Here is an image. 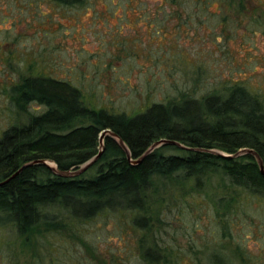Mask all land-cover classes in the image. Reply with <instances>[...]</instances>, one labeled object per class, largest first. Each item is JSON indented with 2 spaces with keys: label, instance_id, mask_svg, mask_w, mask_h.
Instances as JSON below:
<instances>
[{
  "label": "rangeland",
  "instance_id": "374dc122",
  "mask_svg": "<svg viewBox=\"0 0 264 264\" xmlns=\"http://www.w3.org/2000/svg\"><path fill=\"white\" fill-rule=\"evenodd\" d=\"M156 4L0 0V135L44 109L32 103L22 111L11 96L12 85L34 66L70 79L82 88L87 103L130 114L183 94L201 98L231 79L244 80L264 97V24L250 22L249 14L228 16L225 23L219 15L203 24L195 17L177 26V18ZM211 9L219 10L217 4ZM240 19L244 24L234 22ZM178 183L162 185L159 189L167 191L162 198L159 192L149 197L146 214L152 216V229L144 236L125 213H108L80 225V237L105 262L117 254L126 264H139V241L154 246L158 229L166 241L161 245L178 248L188 264H264V196L219 182L203 190ZM173 195L185 203L175 204L167 215L163 205H171ZM62 232L51 234L49 254L34 234L0 227V264L100 263L71 227Z\"/></svg>",
  "mask_w": 264,
  "mask_h": 264
},
{
  "label": "trees",
  "instance_id": "16d2710c",
  "mask_svg": "<svg viewBox=\"0 0 264 264\" xmlns=\"http://www.w3.org/2000/svg\"><path fill=\"white\" fill-rule=\"evenodd\" d=\"M53 1L76 5L82 0ZM154 1L161 12L177 18V26L193 22L195 17V22L203 24L219 15L225 23L228 16L249 14L250 22L264 24L260 19L263 0ZM216 4L219 10L213 12ZM234 22L244 24L242 19ZM10 89L18 109L25 111L32 103L44 109L0 135V227L11 226L21 235L34 234L49 248V254L51 234L62 235V230L71 227L91 256L100 259L96 248L80 237L79 229L103 214L125 213L134 229L150 232L152 216H147L146 206L154 192L161 198L167 193L159 189L162 185L189 182L203 190L219 182L264 196V174L252 153L229 157L212 152L236 154L252 149L264 163V97L253 93L244 80H228L221 89L201 98L183 94L179 100L153 102L132 114L89 104L80 86L35 66ZM105 129L121 138L129 153L114 136L107 135L102 154L79 175L62 176L39 162L52 161L60 171L77 170L99 153L100 133ZM161 139L176 140L183 146L165 143L135 162ZM171 199V205H163L167 215L174 212L171 207L175 204L185 203L182 196ZM160 217L164 218L158 215V220ZM158 231L154 232V246L145 247L144 238L139 241V264H188L178 248L161 245L160 241H166L158 237ZM124 260L111 254L110 262L100 259L99 264H126Z\"/></svg>",
  "mask_w": 264,
  "mask_h": 264
},
{
  "label": "water",
  "instance_id": "95a60500",
  "mask_svg": "<svg viewBox=\"0 0 264 264\" xmlns=\"http://www.w3.org/2000/svg\"><path fill=\"white\" fill-rule=\"evenodd\" d=\"M107 135L114 136L116 138V140L118 141V143L121 145V147L129 153L128 147L126 146V144L124 143V141L121 138H119L115 133H113L110 129H105V130H103L100 133V146H101V150H99V153L95 157H93L91 160H89L88 162H86L85 164H83L79 169H77V170H69V171H60L58 169L56 163H54L52 161L39 160V162L48 164L50 166V168H52V170H54L57 174L62 175V176H75V175H79L80 173H83L85 170H87L94 162H96V160L102 154V151L104 150V138ZM165 143L183 146L181 143H179L176 140L161 139V140L155 142L154 144H152V146L138 160H135V162H139L147 153H149L150 151L154 150L155 148H157L160 145L165 144ZM212 152L217 153V154L222 155V156H229V157L238 156V155L243 154V153H252L256 157V159H257V161H258V163L260 165L261 171L264 174V163H263V160L252 149H242V150L238 151L236 154H226V153H224L222 151H219V150H212ZM51 163H53V164H51ZM26 165L27 164H25L24 166H26Z\"/></svg>",
  "mask_w": 264,
  "mask_h": 264
}]
</instances>
